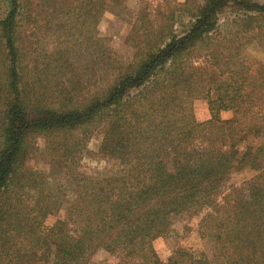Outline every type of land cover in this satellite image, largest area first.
Masks as SVG:
<instances>
[{"label": "trees", "instance_id": "trees-1", "mask_svg": "<svg viewBox=\"0 0 264 264\" xmlns=\"http://www.w3.org/2000/svg\"><path fill=\"white\" fill-rule=\"evenodd\" d=\"M127 1L0 0V264H91L100 248L116 264H264V64L247 53L264 51V4H145L121 64L97 27ZM100 127L112 176L80 169ZM36 154L47 167L28 166ZM243 168L256 176L219 201ZM204 207L213 259L176 251L162 262L154 241L171 216Z\"/></svg>", "mask_w": 264, "mask_h": 264}, {"label": "rangeland", "instance_id": "rangeland-1", "mask_svg": "<svg viewBox=\"0 0 264 264\" xmlns=\"http://www.w3.org/2000/svg\"><path fill=\"white\" fill-rule=\"evenodd\" d=\"M178 3H184L186 0H174ZM264 4V0H255ZM161 0H128L126 4V12L123 16L117 17L111 13H105L97 27L98 35L105 39L107 47L111 51V56L121 64H127L132 58V50L127 46L125 40L130 33L137 15L140 13L145 4L157 6ZM176 26L180 29V23H186V18H178ZM224 22V21H222ZM226 27V26H225ZM223 27V29L225 28ZM248 57L264 64V51L253 43L247 48ZM199 66L208 81L214 79L218 75L216 68H213L203 59L195 62ZM194 112L197 119L207 120L210 118L207 100L200 99L194 101ZM231 113H222V119H228ZM105 129L100 127L93 134L88 143L89 153L81 160L80 169L86 175L112 176L116 173L114 164L97 155L99 147L103 139ZM28 166L33 169H44L47 167L46 160L39 154L34 155L28 161ZM257 172L249 168H243L234 172L228 177L223 184L218 195L221 201L232 187H244L250 180L256 176ZM29 201V197L26 196ZM211 212V209L204 207L194 215L171 216V228L165 237L158 238L154 241V248L162 262H166L176 251H187L196 256L205 253L209 259H213L214 247L208 238H202L199 231L201 220ZM63 215V213H61ZM51 219L48 223H52ZM44 227H48L46 223ZM117 256L100 248L96 250L89 258L91 264H116ZM39 264V263H38ZM41 264V263H40ZM51 264V263H50Z\"/></svg>", "mask_w": 264, "mask_h": 264}]
</instances>
